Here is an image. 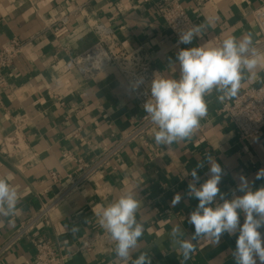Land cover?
I'll list each match as a JSON object with an SVG mask.
<instances>
[{
  "label": "crops",
  "instance_id": "obj_1",
  "mask_svg": "<svg viewBox=\"0 0 264 264\" xmlns=\"http://www.w3.org/2000/svg\"><path fill=\"white\" fill-rule=\"evenodd\" d=\"M159 0H0V46L11 37L25 42L23 52L4 72L6 85L0 88V176L11 175L21 193L14 217H0V245L20 222L34 214L42 202L65 188L80 165L110 146L114 138L138 118L141 107L115 66L85 78L73 60L97 40L92 24L102 23L116 35L121 49L140 48L167 78H179L175 61L180 49L202 43L218 46L228 36L241 38L251 32L259 46V31L251 12L264 0H180L194 25L208 22L201 37L191 44H177L156 14ZM69 15L68 32L55 37L57 18ZM264 80L242 81V87H256ZM217 93L206 97L207 115L191 139L159 146L153 136L132 142L101 168L94 178L65 194L34 229L0 255V264H31L32 237L48 238L68 253L64 264H123L117 260L114 242L99 254L79 252L75 244L104 230L97 213L125 191L135 189L141 201L137 220L144 226L139 240L151 264H181L173 245L172 229L181 225L186 236L194 233L188 217L198 200L188 196L187 176L211 155L223 169L218 187L225 198L240 195L238 176L247 177L254 188L264 185L255 179L264 168V131L250 142L241 140L228 116L220 112L231 99L220 101ZM75 132V135L73 132ZM8 143V144H7ZM159 148L157 156L147 153ZM70 153L72 158L64 157ZM57 173V180L49 176ZM200 182L209 178V167L198 169ZM179 193L182 199L173 206ZM244 221L241 214L240 222ZM77 229L72 231V229ZM264 239V228L259 229ZM236 235L225 233L219 244L200 239L185 264H236L232 252ZM257 264H261L257 258Z\"/></svg>",
  "mask_w": 264,
  "mask_h": 264
},
{
  "label": "clouds",
  "instance_id": "obj_2",
  "mask_svg": "<svg viewBox=\"0 0 264 264\" xmlns=\"http://www.w3.org/2000/svg\"><path fill=\"white\" fill-rule=\"evenodd\" d=\"M208 22L186 27L179 33L178 43L191 44L202 36ZM179 78L154 75L150 83V94L143 104L147 114L154 142L170 146L191 139L207 115L206 97L214 92L224 101L238 95L242 81L258 78V69L264 70V50L256 46L251 32L241 38L228 36L216 45L202 43L180 49L175 61ZM143 83L140 78L134 88ZM209 167V178L200 182L198 169ZM187 176L188 196L198 200L191 211L188 223L194 226V233L186 236L181 225L172 229L173 245L182 257L181 264L190 259L196 249L194 242L208 239L219 244L222 236L236 235V248L232 256L236 264H257V258L264 264V239L259 229L264 228V185L254 188L246 176H238L236 191L240 195L225 198L218 185L223 169L209 154L193 168ZM13 177L0 176V217H14L18 211L21 193L11 181ZM255 179H264V168ZM177 193L172 205L180 203ZM141 201L135 189L125 190L118 199L108 203L97 213L98 223L114 242L117 260L123 264H151L150 255L141 252L134 259L133 253L139 249V240L144 234V226L137 220ZM244 215L241 224L240 216ZM77 229L73 228L72 231Z\"/></svg>",
  "mask_w": 264,
  "mask_h": 264
},
{
  "label": "built area",
  "instance_id": "obj_3",
  "mask_svg": "<svg viewBox=\"0 0 264 264\" xmlns=\"http://www.w3.org/2000/svg\"><path fill=\"white\" fill-rule=\"evenodd\" d=\"M154 8L165 27L173 35L175 42L181 44L178 43L180 31L191 27L194 23L180 0H159L154 3ZM69 15L63 14L57 18L59 25L52 28L55 37H60L68 32ZM251 16L260 34L258 45L264 46V2L252 10ZM92 30L97 37L96 42L73 60L74 65L85 78H90L110 66L118 68L138 101L141 113L127 130L115 137L110 146L104 148L103 152L95 155L88 162L79 160L78 170L74 175H68L69 181L65 188L54 198L42 202L34 214L20 222L10 238L0 245V255L29 234L42 219L48 216L54 205L65 194L91 181L99 170L107 167L123 148L136 140L145 143L146 137L152 135L151 129L154 126L144 112L143 104L150 94V83L154 75L163 76V74L140 48L129 52L121 49L115 33L109 27L102 23H95L92 24ZM24 44L23 40L11 37L6 44L0 46V88L6 85L4 72L19 58L23 52ZM140 78L143 79V83L134 88L133 85ZM220 112L228 116L229 121L237 130L239 139L250 142L253 138L260 136L264 131V80L256 87L243 88L236 97L231 98L230 103L224 104L220 108ZM75 132H73L74 135ZM159 152L157 147L148 152L147 156H157ZM0 153L9 154L2 150L1 142ZM63 156L72 158L70 153H65ZM49 176L53 181L57 180L55 171H50ZM109 240H111L109 235L105 230H102L76 243L75 249L79 252H93L98 256L107 248ZM31 242L34 247L31 264H64L69 255L62 247L53 245L48 238L36 236L31 238Z\"/></svg>",
  "mask_w": 264,
  "mask_h": 264
},
{
  "label": "bare ground",
  "instance_id": "obj_4",
  "mask_svg": "<svg viewBox=\"0 0 264 264\" xmlns=\"http://www.w3.org/2000/svg\"><path fill=\"white\" fill-rule=\"evenodd\" d=\"M8 144V143H7Z\"/></svg>",
  "mask_w": 264,
  "mask_h": 264
}]
</instances>
